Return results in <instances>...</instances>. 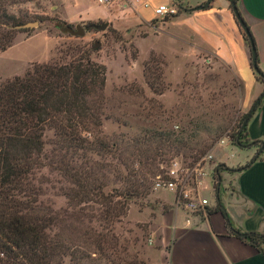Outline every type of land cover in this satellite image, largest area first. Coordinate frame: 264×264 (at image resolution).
<instances>
[{
	"label": "rangeland",
	"instance_id": "374dc122",
	"mask_svg": "<svg viewBox=\"0 0 264 264\" xmlns=\"http://www.w3.org/2000/svg\"><path fill=\"white\" fill-rule=\"evenodd\" d=\"M8 12L20 20L27 14L29 18L24 20V24L36 25L14 28L10 46L0 52V83L22 76L32 63H46L59 56L67 60L68 56L59 54V51L75 47L90 62L104 69V105L100 115V130L104 137L128 140L163 129L195 130L191 146L196 142L195 148L203 151L201 156L196 150H183L171 160L157 163V170H153L156 175H164L174 163L192 166L208 155L212 159L207 168L213 175L217 165L230 164L250 153L249 148L217 145L222 137L236 131L239 118L247 113L251 103L245 105V93L232 70L207 51L192 43L170 40L161 34L155 37V32L141 25L115 30L107 22L105 30H90L82 37L62 34L59 31L62 23L70 27L75 25L64 21L66 14L75 13V0H32L10 7ZM120 17L121 14L116 20ZM100 23L103 22L92 24ZM95 42L98 43L96 47L93 46ZM148 80L161 82V94L149 88ZM52 138V131H44L43 154L47 159L56 160L55 157L50 158L49 142ZM209 138H214L211 146ZM221 149L222 156L219 157ZM194 154L198 157L195 161L192 158ZM162 158L169 159V156ZM83 160L99 164L115 163L108 156L86 154L84 159L78 153L75 165L83 164ZM46 164L33 173V183L39 189V206L60 214L64 220L63 237L72 240V248L76 246L89 256L90 260L85 263L103 264L104 260L94 252V248L82 247L80 239V231L88 227L95 232H103L96 218L99 207L93 203H70L64 193L72 185L53 166ZM116 166L120 169L119 165ZM104 174L108 188H119L120 183L114 179L112 172ZM219 180L217 200L223 197L226 184L222 171L219 172ZM149 186V195L131 198L125 216L109 228L113 236L112 260L114 262L115 259V264H158L155 259V231L167 206L161 195L164 191L153 189L152 184ZM165 193L169 201L171 193ZM210 199V203L214 204L213 195ZM69 261L67 257L63 258V264H72Z\"/></svg>",
	"mask_w": 264,
	"mask_h": 264
},
{
	"label": "trees",
	"instance_id": "16d2710c",
	"mask_svg": "<svg viewBox=\"0 0 264 264\" xmlns=\"http://www.w3.org/2000/svg\"><path fill=\"white\" fill-rule=\"evenodd\" d=\"M28 1L32 0H0V52L10 46L14 28L29 18L24 14L20 20L8 8ZM59 54L68 59L59 56L46 63H32L22 76L0 83V264H63L66 257L72 264H87L90 260L76 246L72 248V240L63 237L60 214L38 204L39 189L33 183V173L46 163L72 185L64 193L70 203L99 207L96 218L103 232L89 227L80 231L82 247L94 248L103 264H115L109 228L125 216L129 200L149 195L157 163L167 162L183 150L198 151L195 141L191 146L194 129H163L128 140L104 137L100 130L104 69L90 62L78 48L66 47ZM260 74L255 80L264 86V75ZM147 84L156 94L163 91L161 82L148 80ZM244 117L239 118L236 131L227 135L231 146H236ZM47 130L53 137L49 142L50 158L56 160L43 154L42 137ZM213 140L209 138V145ZM238 143H255L253 147L259 148L247 139L246 125L238 135ZM78 153L84 159L86 154L108 156L115 163L83 160L77 166ZM202 153L200 149L197 155ZM166 155L169 159L162 158ZM192 158L195 161L198 157L194 154ZM222 170L234 171L214 168L213 182ZM104 172H112L119 188H108ZM232 232L241 236L238 231ZM244 235L254 247L264 246V234Z\"/></svg>",
	"mask_w": 264,
	"mask_h": 264
},
{
	"label": "crops",
	"instance_id": "0c3cea01",
	"mask_svg": "<svg viewBox=\"0 0 264 264\" xmlns=\"http://www.w3.org/2000/svg\"><path fill=\"white\" fill-rule=\"evenodd\" d=\"M178 1V12L161 20L153 9L171 5L174 0H121L120 9L117 4L103 6L96 0H75V13L66 14L64 21L75 25L108 22L115 30L141 25L155 32V37L161 34L170 40L192 43L232 70L245 93V105L251 103V107L264 86L255 80L250 47L233 17L231 1L213 0L206 9L196 11L191 10L206 0ZM234 4L252 39L258 70L264 75V0H236ZM119 14L122 17L116 20ZM246 137L264 146V98L246 124ZM249 149L250 153L230 164L220 160L228 169H234L222 170L226 184L221 200H217L219 189L216 191L219 173L214 178L215 187L211 174L200 180L199 195L208 201L207 217L195 213L185 223L184 214L173 208V195L168 201L166 191L161 192L167 208L155 231L158 264L163 263L164 248L168 253L166 264H264V246L256 248L232 232L264 234V148L252 163L258 149ZM212 195L214 204L210 203Z\"/></svg>",
	"mask_w": 264,
	"mask_h": 264
},
{
	"label": "built area",
	"instance_id": "2783aa9c",
	"mask_svg": "<svg viewBox=\"0 0 264 264\" xmlns=\"http://www.w3.org/2000/svg\"><path fill=\"white\" fill-rule=\"evenodd\" d=\"M99 5L111 6L117 4L121 8V0H96ZM179 1L174 0L171 5H160L153 9V13L158 19H165L174 16L179 9ZM229 144L228 136L222 137L217 145ZM212 159L208 155L192 166L177 165L169 166L164 175H157L154 180L153 189L170 192L173 195V208L180 210L185 216V223L188 216L200 213L207 217L208 201L199 195L200 180L209 174L207 163ZM167 251L163 250V263L166 264Z\"/></svg>",
	"mask_w": 264,
	"mask_h": 264
},
{
	"label": "water",
	"instance_id": "95a60500",
	"mask_svg": "<svg viewBox=\"0 0 264 264\" xmlns=\"http://www.w3.org/2000/svg\"><path fill=\"white\" fill-rule=\"evenodd\" d=\"M211 1H213V0H206V2L204 3V5L199 6V7H196L194 9H192L191 11L204 10V9H206L208 7V5H209V3ZM230 8H231L233 17H234L237 25L239 26L240 30L242 31V33L244 34L246 40L248 41V44H249V47H250V53H251V56H250L251 69H252V71L254 72L255 75L261 77V74H260V72L258 70V67L256 65L255 51H254V47H253V44H252L251 39H250L249 32H248L245 24L243 23L242 19L240 18L239 14L237 12V9L235 7L234 2H230ZM34 25H36V23H27V24H24V25L20 26L19 28L32 27ZM107 26H108V23L107 22H103V23H100V24H92V23H89V24H86V25H83V26H81L80 24H76L73 27H70V26L62 23V25L59 27V31L62 34H68V35H70L72 37H82L84 35V33L87 32V31L94 30V31H98L99 32V31L105 30ZM97 45H98V43L95 42L93 46L96 47ZM263 98H264V90L255 99V101L252 103L251 107L249 108V110L247 111V113L245 114V117L243 118V120L241 122L240 130H239V132L237 134L236 144H235L240 149H247V148L253 147L255 145V143H250V144H247V145H241V144H239L238 143V135H239L241 129L245 127V125L247 124L250 116L253 114L254 110L257 107V105L260 103V101ZM256 144L259 145V148H258V150L256 151V153L254 154L253 158L251 159V161L249 163L254 162L257 159V157L259 156V154L263 151V148H264L263 143L256 142ZM220 167L223 168L225 166L217 165L215 167V170L217 171ZM218 187H219V179L216 182V191H218ZM241 237H245V235L242 234Z\"/></svg>",
	"mask_w": 264,
	"mask_h": 264
}]
</instances>
